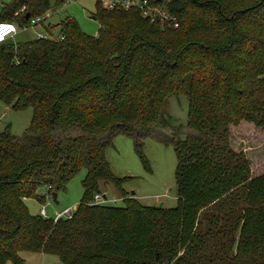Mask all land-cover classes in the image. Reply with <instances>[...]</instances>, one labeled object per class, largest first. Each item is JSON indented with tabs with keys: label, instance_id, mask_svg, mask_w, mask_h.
Listing matches in <instances>:
<instances>
[{
	"label": "trees",
	"instance_id": "16d2710c",
	"mask_svg": "<svg viewBox=\"0 0 264 264\" xmlns=\"http://www.w3.org/2000/svg\"><path fill=\"white\" fill-rule=\"evenodd\" d=\"M146 1L164 7L177 27L151 21L137 5L108 9L96 0L95 36L66 16L45 27L58 26L56 39L0 43V100L32 110L21 137L0 131V264L40 252L62 264H195L207 237L224 232L221 264H264V172L230 145L238 125L264 129V0ZM62 4L14 0L2 4L0 21L23 25ZM178 94L191 132L180 139L172 131L177 204L144 206L122 190L105 148L117 133L169 129L165 107ZM81 169L84 196L71 218L30 214L24 199L43 202L41 186L57 195ZM100 181L115 185L122 206L106 204L105 195L92 203ZM228 194L237 199L236 232L227 215L203 213Z\"/></svg>",
	"mask_w": 264,
	"mask_h": 264
},
{
	"label": "rangeland",
	"instance_id": "374dc122",
	"mask_svg": "<svg viewBox=\"0 0 264 264\" xmlns=\"http://www.w3.org/2000/svg\"><path fill=\"white\" fill-rule=\"evenodd\" d=\"M13 1L0 0L3 4H11ZM95 1L69 0L67 4H62L59 8L49 11L50 17L45 19L42 24L31 26L26 30L18 29V32L10 37V41L14 44L31 41L36 38L35 32L37 31L42 32V34L49 33L46 36L56 39L59 34L58 26L49 28L50 31L48 32L43 29V26L45 28L48 23L50 25L56 24L66 16L73 18L85 34L96 35L100 30V24L97 20L91 18L95 12ZM101 2L102 6L107 3L106 0H101ZM187 109V99L184 95L170 96L164 112L165 117L171 124L169 129L150 127L147 131L134 132L132 135L117 133L111 136L110 143L105 148V158L110 171L114 176L121 179L122 190L144 206L158 207L161 204L162 208L170 209L177 204L175 183L177 156L171 137L172 131H176L177 137L180 139H184L190 134L191 130L187 127ZM31 117V108L13 110L6 107L0 100V131H6L11 136L21 137L29 128ZM237 127L232 129L231 132V147L237 151H243L253 170H256L258 174L263 173L264 129L249 124L238 125ZM136 143H140L141 147L138 148ZM85 176L86 170L81 169L70 178L65 185V190H60L57 193V203L52 200L47 187H39L37 193L43 195V202L32 198L24 199L28 211L30 214L35 215L42 205L49 219L55 212L67 208L73 210L84 196L83 180ZM99 187L100 196H106V204L112 206H122L124 204L121 193L115 185L100 181ZM234 192L241 193V191ZM236 200L233 195H224L209 204L203 213L208 218L209 210H211L215 217L224 220L227 215L228 226H231L236 232L238 227L235 228L234 226V216H238L239 212L236 211L234 214L230 212L231 205ZM204 222L206 224L205 220ZM216 223H218L217 226H221L222 220L221 222L216 221ZM225 227L227 231L226 224ZM224 234L225 232L207 237L209 245H204L205 249L202 251L196 250L195 264H221V261L224 263L223 252L226 251V247L217 241ZM227 251L230 253V249ZM20 255L24 259V264H62L56 256L42 252L35 254L20 253ZM6 264L11 263L7 262Z\"/></svg>",
	"mask_w": 264,
	"mask_h": 264
},
{
	"label": "built area",
	"instance_id": "2783aa9c",
	"mask_svg": "<svg viewBox=\"0 0 264 264\" xmlns=\"http://www.w3.org/2000/svg\"><path fill=\"white\" fill-rule=\"evenodd\" d=\"M68 2L69 0H64V4H67ZM106 2L107 3L105 4V7L108 9L113 8L118 3L125 8L129 7L130 5H137L141 9L142 15L148 17L151 21L157 20L160 23V25H165L166 27H177L178 25L176 18L173 15L169 14L164 7L150 5L146 0H142L141 2L135 0H106ZM2 4L3 3L0 2V10L3 6ZM24 11L25 8L21 7L20 9H18L13 13L12 18L18 16L21 13H24ZM49 17L50 14L49 11H47L42 15H36L30 18L29 22L23 25H18L14 21H0V43L10 39V37H13L18 32V29L26 30L31 26L42 24V22L45 19H48ZM48 34L37 33L36 38H42V37L50 38V36H46ZM59 38H63V36H59ZM104 201H105L104 198L97 193L93 196L92 203H100V202L102 203ZM38 214H40L42 217L48 218L47 212L44 206L42 205L38 211ZM71 217H72V209L67 208L59 212H55L53 216L49 218H51L53 222H56L60 219H64V218L69 219Z\"/></svg>",
	"mask_w": 264,
	"mask_h": 264
},
{
	"label": "water",
	"instance_id": "95a60500",
	"mask_svg": "<svg viewBox=\"0 0 264 264\" xmlns=\"http://www.w3.org/2000/svg\"><path fill=\"white\" fill-rule=\"evenodd\" d=\"M160 1H162V0H160ZM25 17L28 18V13L25 15ZM91 18L94 19L93 16H91ZM51 196H52V200H53L54 202L57 203V200H56V196H57V195H56V193L53 192V193L51 194ZM103 197H105V196L103 195ZM160 206H161V204L158 205V207H160ZM75 209H77V206H75Z\"/></svg>",
	"mask_w": 264,
	"mask_h": 264
},
{
	"label": "crops",
	"instance_id": "0c3cea01",
	"mask_svg": "<svg viewBox=\"0 0 264 264\" xmlns=\"http://www.w3.org/2000/svg\"><path fill=\"white\" fill-rule=\"evenodd\" d=\"M48 25H50V24L48 23L47 26H48ZM43 29H45V31L47 30V32L49 31L48 29L44 28V26H43ZM37 33H42V32H38V31L35 32V34H37ZM93 36H95V34H94ZM37 214H38V213H37Z\"/></svg>",
	"mask_w": 264,
	"mask_h": 264
}]
</instances>
